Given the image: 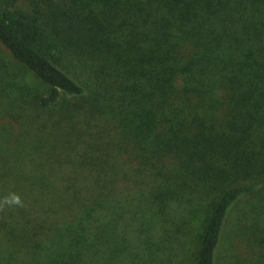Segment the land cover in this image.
Segmentation results:
<instances>
[{
	"label": "trees",
	"instance_id": "trees-1",
	"mask_svg": "<svg viewBox=\"0 0 264 264\" xmlns=\"http://www.w3.org/2000/svg\"><path fill=\"white\" fill-rule=\"evenodd\" d=\"M0 42L48 87L0 76V264H119L131 206L188 197L197 264L250 198L264 252V0H0Z\"/></svg>",
	"mask_w": 264,
	"mask_h": 264
},
{
	"label": "rangeland",
	"instance_id": "rangeland-1",
	"mask_svg": "<svg viewBox=\"0 0 264 264\" xmlns=\"http://www.w3.org/2000/svg\"><path fill=\"white\" fill-rule=\"evenodd\" d=\"M67 71L79 75L71 65ZM0 76L29 88L34 94L47 92L48 87L16 62L0 42ZM3 119L0 120V127ZM194 197V196H193ZM157 203L140 202L131 206L121 235L126 236L119 264H197L200 238L210 213L207 205H197L185 198L159 207ZM257 200L250 198L237 204L227 222V230L218 252V264H246L259 259L264 252L253 242L250 210ZM254 217V216H253Z\"/></svg>",
	"mask_w": 264,
	"mask_h": 264
},
{
	"label": "clouds",
	"instance_id": "clouds-1",
	"mask_svg": "<svg viewBox=\"0 0 264 264\" xmlns=\"http://www.w3.org/2000/svg\"><path fill=\"white\" fill-rule=\"evenodd\" d=\"M23 207L24 203L21 197L16 193H10L8 196L0 200V212H2L5 207Z\"/></svg>",
	"mask_w": 264,
	"mask_h": 264
}]
</instances>
